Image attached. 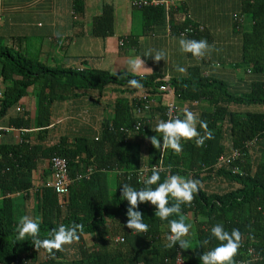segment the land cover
I'll return each instance as SVG.
<instances>
[{"label": "trees", "instance_id": "1", "mask_svg": "<svg viewBox=\"0 0 264 264\" xmlns=\"http://www.w3.org/2000/svg\"><path fill=\"white\" fill-rule=\"evenodd\" d=\"M241 3V13L231 18L233 27H239L241 35L240 59L236 73H231L247 77L249 84L242 89L230 84L227 76L218 79L209 75L210 72L204 75V66L189 68L184 77L169 81L159 75L136 76L126 72L113 74L92 67L50 66L38 52H30L31 49L25 46L26 40L11 37L10 46L0 40V82L3 84L0 121L7 117V126L28 131L18 144L0 143V264H22V254H26L24 259L30 264H173L178 254L185 264H201L202 253L221 243L211 232L217 223H222L229 232L239 229L242 233L235 264L247 261L264 264V143L259 144L253 158L245 150L247 142L264 138V0H241ZM74 5L76 13H81L82 6L77 2ZM139 9L146 28L165 20L164 6ZM189 27L193 32L184 34ZM175 28L179 36L190 39L199 40L207 34L204 28L189 21ZM113 29V9L106 5L94 19L91 34L107 38L112 36ZM127 42H122L121 47ZM130 79L140 80L143 89L129 87ZM111 86L117 88L116 98L95 134L91 128L84 127L85 131L62 134L57 142L43 144L55 123V103L78 100L89 91H97L102 96ZM163 86L169 87L172 94L158 91ZM31 89L36 103L34 115L29 109L11 113L10 110H16L19 101ZM141 93L154 100L149 117L142 119L135 111L144 103L138 97ZM170 95H174L178 107H191L193 113L208 122L212 139H206L203 146H197L195 138L182 140L183 151L179 154L152 145L151 138L155 135L162 141V134L156 128L167 118L164 97ZM78 106L82 107V103ZM89 108L96 109L95 105H89ZM251 108H257V111H249ZM184 113L180 115L181 119ZM139 120L142 125L136 129ZM197 128L203 135L205 130L200 129L199 124ZM31 129L38 130L35 143L30 138L35 135L30 133ZM225 140L232 148L246 153L242 163L233 164L238 169L234 174L226 168L214 169L228 153ZM53 156L67 160L73 183L69 186L65 206L50 189H42L36 194L34 219L40 224L41 239L50 238L52 230L61 225H82L78 236H92L93 244L91 248L79 245L72 257L69 252L76 240L61 250H53V255L44 247H35L31 237L21 239L18 233L21 219L17 218L13 197L32 187L38 161ZM142 164L160 165V182L175 174L201 182L191 204L181 206L180 216L169 217V220L182 217L190 225L184 237L191 245L190 249H182L178 244L170 246L169 223L155 215V206L150 202L139 204L149 230L137 233L126 227L129 204L122 196V185L129 184L137 190L145 187V181L138 183L136 178ZM91 165L95 171L89 180L75 178ZM114 169L121 174H115ZM110 174L115 178L113 188L110 187ZM213 176L229 184L228 189L215 191ZM174 202L170 198V205ZM117 238H122L123 242L115 243ZM37 250L45 254L43 259L37 257ZM250 250L257 253V261L250 260Z\"/></svg>", "mask_w": 264, "mask_h": 264}, {"label": "crops", "instance_id": "2", "mask_svg": "<svg viewBox=\"0 0 264 264\" xmlns=\"http://www.w3.org/2000/svg\"><path fill=\"white\" fill-rule=\"evenodd\" d=\"M167 1L164 22L146 28L142 12L132 7L134 0H2L0 40L5 41L8 46L11 37L26 40L25 46L31 49L30 52H38L40 58H46L50 66L76 69H81L82 66L92 67L113 74L126 72L136 76L159 75L164 81L184 77L187 70L194 66H204V75L207 76L210 72L209 75L218 79L227 76L230 84L238 89L245 88L249 84L247 77L231 73H236L241 47V35L238 33L240 28L233 27L231 18L241 13V0ZM76 2L82 6L81 13L75 11ZM106 5L113 9V34L107 38H97L91 34L92 24ZM185 21L200 26L207 32L201 39L206 38L213 46L209 54L198 58L180 50L181 36L176 32L175 26ZM126 41H129L127 45L121 47L122 42L124 44ZM150 51L153 55L157 51L165 52V60L155 61L151 56H146ZM134 57H142L144 67L132 70L128 62ZM177 66L184 67L186 71H177ZM116 90L111 86L102 96L97 91H89L78 100L55 103V123L51 126L45 143H42L45 146L52 144L62 134L82 132L85 131L84 127L91 128L95 134L103 118L110 113ZM2 91L3 84L0 82V92ZM33 92L31 89L18 105L21 109H29L32 115L36 109ZM167 98L164 97V102ZM80 103L82 107L78 106ZM89 105H95L96 109H90ZM187 110L193 111L191 107ZM10 111L16 112L14 109ZM6 123L7 117L1 119L0 143H20L24 133L28 131L14 129ZM37 131L30 130L31 134H35L30 137L32 143H35ZM35 174V183L47 177V160L38 161ZM114 179L110 177V180ZM19 197H24L25 214L35 217L36 194ZM79 238L82 239L72 244L69 257L76 253L79 245L91 248L92 236L83 235Z\"/></svg>", "mask_w": 264, "mask_h": 264}, {"label": "clouds", "instance_id": "3", "mask_svg": "<svg viewBox=\"0 0 264 264\" xmlns=\"http://www.w3.org/2000/svg\"><path fill=\"white\" fill-rule=\"evenodd\" d=\"M180 50L184 53H191L193 57L202 58L209 54L212 50V45L205 39H190L181 37L179 39ZM146 56H151L155 61L165 60L166 53L157 51L155 55L148 52ZM129 66L132 70H139L144 67L142 57H134L129 60ZM177 71L183 73L186 71L184 67L177 66ZM128 85L134 89H143L144 84L138 79H130ZM2 96V92H1ZM17 109V108H16ZM18 113V112H17ZM205 130L202 135L197 128ZM156 131L162 134V141L159 136H153L151 143L155 147H160L161 143L165 148L171 149L174 153L179 154L183 151V141H191L195 138L197 146H203L206 139L213 138V132L208 128V122L200 119L195 113L190 110H185L184 118H175L169 120H161L156 128ZM49 160V159H48ZM47 160V161H48ZM36 173V172H35ZM34 173V174H35ZM36 175V174H35ZM37 179L34 177L32 187L24 194L16 195L29 196L38 194L39 191L33 190ZM45 180V179H44ZM159 171H154L146 179L145 187L137 190L129 184L122 185V196L127 200L129 207L127 210L126 227L135 230L137 233L147 232L149 224L144 221V214L139 210V204L150 202L155 206V215L163 221H168L170 227V246L179 245L182 249H190L191 245L184 239L189 232L190 225L184 219H171L172 216H180L181 206L191 204L196 194L201 188V182L195 179L185 178L179 174L169 175L163 182ZM159 182V183H158ZM153 185H158L153 188ZM170 198L175 200L170 205ZM25 215L21 218L18 224V233L21 239L31 237L35 247H44L54 255L53 250H61L64 245L71 244L74 240H78V229H82V225L73 224L72 226L61 225L58 229H53L50 238H40V224L34 219ZM212 236L221 243L215 248L203 252L199 257L201 264H235L234 257L241 245L242 233L239 229H234L231 232L225 230L222 223L215 224L212 229ZM179 242V243H177ZM207 243V241H205ZM37 257L40 253L45 254L41 250H37ZM26 254H22L24 263L30 264L24 259ZM40 258V257H39ZM42 257L41 259H43ZM17 264V263H14Z\"/></svg>", "mask_w": 264, "mask_h": 264}, {"label": "built area", "instance_id": "4", "mask_svg": "<svg viewBox=\"0 0 264 264\" xmlns=\"http://www.w3.org/2000/svg\"><path fill=\"white\" fill-rule=\"evenodd\" d=\"M1 3L2 0H0V19L2 17V11H1ZM167 0H134L132 3V7L134 8H142L147 6H164L167 8ZM239 20L238 22H240ZM187 32H193V29L189 27L184 34ZM160 92H172L169 90V87L163 86L158 89ZM1 96V92H0ZM138 97H141L142 100H144V103L142 104V107L135 110L136 116L142 119V117L148 118L149 114L152 112V107L154 105V100L149 98V95L141 93ZM174 95H170L167 100L164 102L167 109V118L169 119H175L180 118V115L185 111V106L183 109L178 107L174 102ZM23 109L20 108V106L17 107L16 112L20 113ZM142 121L139 120L136 124V129L141 127ZM121 131H123V128H121ZM223 143V142H222ZM260 143H264L263 139L255 138L251 142H247L245 145V150H247V155H249L251 158L255 156V153L260 148ZM224 146L228 150V153H226L225 156H223L218 163L215 165V171L220 168H226L231 171L232 174L236 173L238 171L236 166H233V164L237 161L243 162L245 158V152L239 151L237 149L232 148V145L227 142V140L224 141ZM161 149H164L163 144L161 143ZM48 175L45 178V180L37 183L33 190L35 192L39 191L41 192L42 189H50L52 190L56 195H58L61 203L63 206H65V199L68 195V189L69 186L73 183V179L70 178L69 175V168H68V162L64 158L53 156L48 161ZM162 167L160 165H154L149 167L147 164H142L140 169L137 173V182L142 183L146 181V178L148 177V174L150 171H161ZM95 171L94 166H89L85 173L78 174L75 178L76 179H86L89 180L90 175ZM115 174H119L120 171L117 169L112 170ZM121 174V173H120ZM205 174V173H204ZM203 175V174H202ZM213 188H215V191H222L224 189H228V185L225 181L220 180L213 176ZM235 186V185H234ZM236 187V186H235ZM122 238L115 239V243H122ZM251 255V261L255 262L257 261V253H253L252 250L249 251ZM173 264H185L184 260L182 259L181 255L178 254L176 258L174 259ZM239 264H250L249 261L247 262H240Z\"/></svg>", "mask_w": 264, "mask_h": 264}, {"label": "rangeland", "instance_id": "5", "mask_svg": "<svg viewBox=\"0 0 264 264\" xmlns=\"http://www.w3.org/2000/svg\"><path fill=\"white\" fill-rule=\"evenodd\" d=\"M246 18H247V23H248V21H249V16L247 15V16H245ZM257 109V108H256ZM262 110V109H261ZM249 111H257V110H253L252 108L249 110ZM110 177H114L113 176V174H110L109 175V182H110V187L111 188H113V180H110ZM13 201H14V203H15V205H16V207H17V218L18 219H21L22 218V216L26 213V211H25V208H24V197H17V196H14L13 197ZM39 257L40 258H42L43 257V255L40 253V255H39Z\"/></svg>", "mask_w": 264, "mask_h": 264}]
</instances>
